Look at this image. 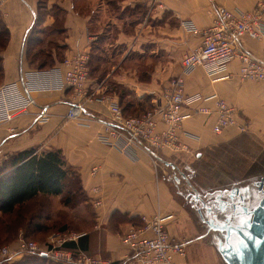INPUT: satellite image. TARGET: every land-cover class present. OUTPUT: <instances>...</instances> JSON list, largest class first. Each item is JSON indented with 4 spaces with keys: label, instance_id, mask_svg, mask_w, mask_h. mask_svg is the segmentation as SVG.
I'll return each mask as SVG.
<instances>
[{
    "label": "crops",
    "instance_id": "1",
    "mask_svg": "<svg viewBox=\"0 0 264 264\" xmlns=\"http://www.w3.org/2000/svg\"><path fill=\"white\" fill-rule=\"evenodd\" d=\"M258 1L262 0H159V4L147 0H44L38 25L63 29L61 33L54 29L48 35L64 47V56L87 52L91 56L90 86L117 104H124L127 98L152 101L174 76L181 75L185 92L217 93L234 105L238 122L247 123L245 132L230 126L214 134V114H193L183 121V129L199 137L198 141H189L193 153L236 141L243 135L257 140L264 149V81L241 79L237 60L229 63V76L218 80L208 77L202 67L187 74L181 70L183 55L202 43V35L188 32L182 21L189 20L204 29L212 23L217 6L247 10ZM37 13L38 0H0V20L9 31L8 43L1 51L3 83L13 82L20 93L31 98L27 113L0 122V159L31 147L38 151L59 149L77 172L90 202L91 189L99 188L101 205L93 206L92 227L85 232L88 253L120 262L127 253L120 235L128 227L140 223L142 216L171 215L166 224L168 232L187 240L185 255H175L172 264H226L213 239L208 238L209 231L201 232L187 205L189 195L181 196L178 190L176 193L157 175L145 150L136 149L132 159L97 139L102 129L98 121L90 120L84 125L66 119L68 90L19 89L22 75L33 87L45 73L26 75L33 69L24 54L25 36ZM242 44L264 59L263 40L244 38ZM119 93L128 95L120 98ZM40 110L48 113V120L38 124L34 119ZM87 110L95 116L108 115L104 103H90ZM159 154L173 166L160 163L175 172L181 170L179 157L189 155L169 151ZM94 167L97 170L92 173Z\"/></svg>",
    "mask_w": 264,
    "mask_h": 264
},
{
    "label": "built area",
    "instance_id": "2",
    "mask_svg": "<svg viewBox=\"0 0 264 264\" xmlns=\"http://www.w3.org/2000/svg\"><path fill=\"white\" fill-rule=\"evenodd\" d=\"M147 1L151 4L160 3L159 0ZM181 25L190 33L202 35L201 45L186 52L181 59L183 74L202 67L205 74L213 80L227 78L229 63L237 60V74L241 79L264 81V59L255 56L242 44L244 38L264 41V0L247 10L219 5L215 8L212 23L204 29L189 20L182 21ZM89 61L87 52L64 56L61 62L51 68L27 71V77L34 72L45 73L33 87H30L29 81L22 79V75V87L19 89L68 90L70 93L66 119L84 125L90 120L98 121L102 124V129L97 134L100 142L132 159L135 158L136 149H143L151 157L155 168L160 161L151 152H192L189 141H198L199 137L183 129L182 123L193 114H214V134H220L230 126H236L240 132L247 129V123L238 122L235 106L217 93L185 92L181 75L171 79L169 86L151 101L152 106L145 113L126 116L119 104L90 86ZM93 102L104 103L108 108V115L100 117L88 113L87 105ZM30 103L31 98L20 93L13 82L0 84V122L11 121L27 113ZM34 120L38 124L46 122L48 113L40 110L35 114ZM96 170L94 167L91 172ZM91 192L92 205H101L99 188L95 186ZM170 218L171 215L142 216L139 225L128 227L120 235V241L127 249L120 262L66 247L65 243L76 242L85 232L62 231L52 233L47 243L20 239L12 245L0 246V264H9L23 256L46 258L62 264H172L175 255H185L187 240L170 235L166 228Z\"/></svg>",
    "mask_w": 264,
    "mask_h": 264
},
{
    "label": "rangeland",
    "instance_id": "3",
    "mask_svg": "<svg viewBox=\"0 0 264 264\" xmlns=\"http://www.w3.org/2000/svg\"><path fill=\"white\" fill-rule=\"evenodd\" d=\"M47 39L49 37L45 36V40ZM44 51H46L45 48ZM1 83H3V78L0 76ZM5 159L7 158L0 159V165ZM178 160L181 163L180 172L187 173L188 169L192 170L191 185L182 179L180 172H175L173 168L165 167L160 162L156 170L157 175L167 182L173 191L177 193L178 190L182 193L181 196L189 191L192 192L194 187L198 193L203 194L206 191L213 192L218 189L231 188L234 185L251 183L264 175V149L257 140L245 135L230 143L225 142L196 150L186 157L180 156ZM174 179L179 181L178 186L175 185ZM62 197V195H39L19 206L12 213L0 212V246L12 245L20 239L47 243L52 233L62 231L88 232L94 219V207L89 198L86 197L85 201L71 206L64 205ZM187 205L191 209L190 201ZM191 212L201 232H204L206 226L196 215L195 208H192ZM208 238L213 237L209 234ZM23 259V262L26 261L25 264L48 263L46 259L41 260L34 257Z\"/></svg>",
    "mask_w": 264,
    "mask_h": 264
},
{
    "label": "trees",
    "instance_id": "4",
    "mask_svg": "<svg viewBox=\"0 0 264 264\" xmlns=\"http://www.w3.org/2000/svg\"><path fill=\"white\" fill-rule=\"evenodd\" d=\"M43 8L44 0H38V13L35 17L36 20L25 36L24 44L25 58L29 62L30 68L37 70L51 68L56 64L55 59L58 62H61L64 58V55L62 53V49L64 48L63 46H59L56 42L50 40V38L48 41L45 40V36L49 37L48 33H53L54 29H58L60 33L63 32V29L56 26H52L50 29H48L45 27H40L38 25V22L41 18L39 17V15L44 12ZM8 40L9 31L5 24L0 20V76L2 78L3 58L1 55V51L5 49ZM44 48L46 49V51H44ZM52 49H54V51ZM53 53L55 54V58L53 57ZM122 95L126 96L128 95V93H119L120 98H122ZM119 106L122 108L124 115L138 116L150 109L152 103L151 100H149V102H146L142 99L141 101L134 102V100H130V98H127V100H125V103H121V105L119 104ZM159 153H157V155L159 157H162V155ZM187 171L188 172L183 173V176L181 177L191 185L190 179L192 178L193 172L191 169H188ZM174 181L176 186H178L179 181L177 182V179H174ZM193 189L197 191L195 187ZM194 190H192V193L191 191H189L187 195H189L191 199V208H195L196 210V207L199 204H197L196 201L192 199L193 195L195 194ZM39 195H62V203L64 205L71 206L80 204L82 201H85L87 197L85 191L83 190L77 172L65 161L61 150L59 149L38 151L36 147H31L11 154L7 157V159L2 161V164L0 165L1 213H12L16 208ZM90 199L92 202V196ZM140 223H135L133 225H139ZM86 237L87 233L84 236L80 237L76 242L69 241L65 243V246L68 248H76L86 251ZM23 258L33 257L23 256L19 259L13 260L9 264L15 262L19 264H25L26 261L23 262ZM34 258L41 260L46 259L41 257ZM46 260L48 261L47 264H62L60 262L52 261L49 259Z\"/></svg>",
    "mask_w": 264,
    "mask_h": 264
},
{
    "label": "water",
    "instance_id": "5",
    "mask_svg": "<svg viewBox=\"0 0 264 264\" xmlns=\"http://www.w3.org/2000/svg\"><path fill=\"white\" fill-rule=\"evenodd\" d=\"M160 162L165 165L173 166L172 163L163 160L157 154L151 152ZM183 176V173H182ZM264 182V177L260 181L253 183V185L258 184L257 191L259 196H254V193L250 190V186L244 187L245 192L241 191L243 188H232L229 190H216L213 192H207L204 194L205 197L214 196L215 203L221 212H223L226 205H232L233 208L239 207L248 209L250 205L253 207L246 213L247 223L244 225L246 232L250 233L252 239H249L241 231L240 227L227 226V221L222 222V225L214 223L211 219H206L202 214V209L206 208L207 213H212L216 210L212 206L207 205V201L203 200L201 194L194 190L195 198L199 200V205L196 207V211L202 221H204L213 230H223L225 235L223 239H218L215 242L218 252L225 261L226 264H264V188H262ZM259 198V199H258ZM235 199V200H234ZM258 199V201H256ZM209 201V200H208ZM256 201V203H255ZM229 202H231L229 204ZM255 203V204H254ZM216 213V212H215ZM213 213V217L217 219V213ZM251 217L248 220V217ZM229 223V222H228ZM250 225V226H249ZM238 232L241 239L247 243V248H243L240 244L234 247L233 243L229 242L231 231ZM209 231V230H208ZM259 240L260 243L257 244L255 241ZM237 248L243 253L242 256L238 255Z\"/></svg>",
    "mask_w": 264,
    "mask_h": 264
},
{
    "label": "flooded vegetation",
    "instance_id": "6",
    "mask_svg": "<svg viewBox=\"0 0 264 264\" xmlns=\"http://www.w3.org/2000/svg\"><path fill=\"white\" fill-rule=\"evenodd\" d=\"M262 177H264V175H262L259 179L253 180L251 183L249 182V183H246V184L240 185V186L234 185L231 188H224V189H218V190H229V189H232V188H243V189H241V191L245 192L244 187L249 185L250 186V190L254 193V196L258 197L259 196V192L257 191V188H258L259 185L258 184L253 185V183L260 181V179ZM262 188H264V182H263ZM207 192H210V191L204 192L203 194H201V197H203V200L207 201V205L212 206L213 208H215L214 210H216V211H214L212 213H207L206 208H203L202 209L203 216L206 219L213 220L215 224L218 223L219 225H222V222L228 220L229 223L227 222V226L240 227V229H241V231L243 233L246 232V230L244 228V225H246V224L242 225L241 221L247 220L246 213H248V210H250L253 207V205H250L248 207V209L246 210L244 208L239 207L238 204H237L236 208H233L232 205L230 204L231 202H229L230 205H226L224 207L223 212H221L219 210V208L217 207V203H215L214 196H211V197H205L204 196V194L207 193ZM192 199L195 200L197 204H199V200L197 198H195L194 195H193ZM258 199L256 201H258ZM256 201H255V203H256ZM215 212L217 213V219L215 217H213V213H215ZM225 219H227V220H225ZM201 222H203L205 224L206 230H209L208 234H212V237H213L212 239H213L214 242H217L219 238L220 239L224 238V235L226 233L225 231L217 230V229L213 230L204 221L201 220ZM230 231H231L230 232L231 235H230L229 242L233 243L234 244L233 246L236 247V246H238L239 241L241 240L240 234L238 232L233 231V230H230Z\"/></svg>",
    "mask_w": 264,
    "mask_h": 264
},
{
    "label": "snow or ice",
    "instance_id": "7",
    "mask_svg": "<svg viewBox=\"0 0 264 264\" xmlns=\"http://www.w3.org/2000/svg\"><path fill=\"white\" fill-rule=\"evenodd\" d=\"M251 219V217L249 216L248 217V220H250ZM247 223V220H244V221H241V224L242 225H244V224H246ZM250 226V225H249ZM244 235L245 236H247L249 239H252V236L250 235V233H248V232H244ZM257 244H259L260 243V241L259 240H257V241H255ZM239 244L241 245V246H243V248H247V243L243 240V239H241L240 241H239ZM237 253H238V255H240V256H242L243 255V253L242 252H240V249L239 248H237Z\"/></svg>",
    "mask_w": 264,
    "mask_h": 264
}]
</instances>
